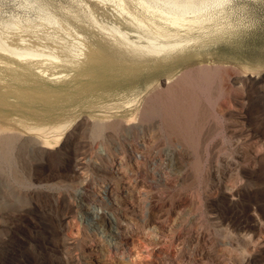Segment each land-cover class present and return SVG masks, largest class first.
I'll return each instance as SVG.
<instances>
[{
  "label": "bare ground",
  "instance_id": "bare-ground-1",
  "mask_svg": "<svg viewBox=\"0 0 264 264\" xmlns=\"http://www.w3.org/2000/svg\"><path fill=\"white\" fill-rule=\"evenodd\" d=\"M22 2L21 6L30 12L29 15L10 13L7 18L0 17V167L6 165L16 173L17 159L25 157L29 150L43 151L58 143L76 119L85 114L90 143L98 142L107 149L103 159L94 161L103 183L97 189L102 192L108 182L115 180L109 192L118 204L115 203L113 210L122 213L126 234V230L128 232L136 223L122 208L123 203L128 200L133 204L139 199L145 202L151 192L141 189L139 181L149 177V188L151 186L153 190V187L163 186L168 179L163 172H147L152 156L161 160L157 155L160 150L157 142L163 136L159 138V133L178 142L177 151L173 150L178 160L177 168L186 171L190 151L196 150L202 129L210 126L211 113L222 110L225 89L221 82L227 65L224 67L212 59L215 51L222 49L220 45L242 46L245 20L236 15L237 9L231 0ZM243 6L239 4V9ZM230 68L237 75L236 81L232 80L234 85L242 81L241 72L246 68L254 71L257 66ZM240 88L232 87V95L240 97L243 87ZM233 123L243 126L244 122L241 119ZM115 145L123 152L117 149L118 156L112 153ZM35 154L32 157L35 158ZM32 157L29 155L30 159ZM253 160L251 164H254ZM200 163L193 162L189 166L196 171ZM122 185L125 192L120 196ZM0 197L3 200L5 196ZM142 204L144 209L145 203ZM219 228L214 226L215 236L223 234ZM86 237L82 241L84 247L90 246L93 240ZM224 237L220 238L224 240ZM98 251L96 254L104 257L103 248ZM85 253L86 262L95 254L92 250ZM190 254L180 255V259L188 261ZM124 257L116 256L104 264H132ZM160 260L157 263L164 264L165 260Z\"/></svg>",
  "mask_w": 264,
  "mask_h": 264
},
{
  "label": "rangeland",
  "instance_id": "rangeland-1",
  "mask_svg": "<svg viewBox=\"0 0 264 264\" xmlns=\"http://www.w3.org/2000/svg\"><path fill=\"white\" fill-rule=\"evenodd\" d=\"M20 1L0 0V17L7 18L15 13L29 15L30 12L21 6L23 0ZM68 1L55 0L57 4ZM231 1L237 9L236 15L245 20L243 44L240 48L220 45L222 49L215 51L213 62L227 65L221 82L225 89L222 110L211 113L209 128L202 129V136L199 134L197 152L190 151L187 170L177 168L174 151L180 146L178 142L165 138L160 132L159 138L163 137L157 142L160 145L157 155L161 160L152 156L147 172H163L168 179L153 190L149 188V177L139 181L141 189L151 192L145 202L139 199L132 201L133 204L128 200L123 203L122 208L136 223L124 234V218L122 213L114 211L116 202L109 192L115 180L108 182L102 192L98 191V186L103 184L102 174L95 169L94 161L103 159L107 149L98 142L90 143L86 132L88 119L85 114L80 115L58 143L43 151L29 150L26 158L17 159L16 173L6 165L0 167V192L3 194L0 196H5L3 200L0 197V264H104L116 256H125L132 264H158V259L165 260L164 264L181 261L188 264L189 260V264H264V0ZM239 4H244V8L239 9ZM253 64L257 68L254 71L246 68L240 74L242 81L233 85L237 75L229 67L240 69ZM232 87H243L240 97L232 95ZM241 119L243 126H235L234 120ZM114 148L113 154L118 150L123 153L116 145ZM124 150L126 152L127 148ZM30 152H37V156L32 157ZM193 162H201L197 173L190 167ZM122 186L120 196L125 192ZM2 190H6L7 195ZM141 202L145 203L144 209ZM214 226L221 228V236H215ZM86 236L93 240L90 246L84 247ZM219 236H225L224 240ZM82 247L89 249L85 251ZM102 248L104 257L100 258L96 253ZM91 250L95 254L92 253L86 262L83 254ZM188 253H193L191 259H180V255Z\"/></svg>",
  "mask_w": 264,
  "mask_h": 264
}]
</instances>
